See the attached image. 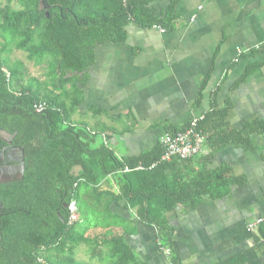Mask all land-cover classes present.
I'll use <instances>...</instances> for the list:
<instances>
[{
    "label": "trees",
    "instance_id": "16d2710c",
    "mask_svg": "<svg viewBox=\"0 0 264 264\" xmlns=\"http://www.w3.org/2000/svg\"><path fill=\"white\" fill-rule=\"evenodd\" d=\"M5 1L0 8L4 41L0 50V131L15 133L28 152L23 182L29 185L21 199L30 218L18 232L22 236L16 235L18 240L24 238L22 244H14L16 264H85L76 259L82 244L89 247L91 260L98 264H147L126 242L136 223L158 229L161 248L171 250L173 230L167 213L179 207L194 209L204 196L223 198L233 186L245 183L232 176L230 166L212 170L205 165L210 154L161 162V142L139 155L118 157L105 144L106 131L73 123L96 64L97 49L125 44L132 23L144 30L176 31L178 0H172L163 13L154 8V0ZM14 1L19 9L12 7ZM12 49L25 52L29 61L43 66L48 80L39 82L28 75L22 62L6 57ZM262 67L264 63L249 66L235 87ZM39 104L45 105L42 112L35 109ZM230 111V99L223 108L213 104L198 125L211 153L228 146L251 150V138L264 135V123L257 120L241 131L231 129L227 122ZM190 122L165 128L168 134H176L185 131ZM201 163L204 166L195 167ZM73 203L79 218L70 224ZM117 208L128 216L115 213ZM98 229L104 233L88 236ZM170 255L172 264H181ZM2 257L8 258L9 253ZM243 262L242 255L221 264Z\"/></svg>",
    "mask_w": 264,
    "mask_h": 264
},
{
    "label": "crops",
    "instance_id": "0c3cea01",
    "mask_svg": "<svg viewBox=\"0 0 264 264\" xmlns=\"http://www.w3.org/2000/svg\"><path fill=\"white\" fill-rule=\"evenodd\" d=\"M171 1L154 0L153 6L163 13ZM175 12L179 26L172 33L132 23L128 39L136 41L96 51L80 107L95 121L82 122L106 131L105 144L118 157L150 150L168 134L167 125H185L228 99L231 129L264 123V67L235 87L249 66L264 63V51L258 52L264 48V0H178ZM251 141V150L228 146L211 153L205 146L196 158L210 154L205 165L230 166L245 183L223 198L204 196L194 209L167 213L171 250L161 248L158 229L136 223L126 236L132 251L147 264H172L171 253L181 264H221L242 255V264H264V222L249 229L264 218V135ZM115 213L128 216L119 208Z\"/></svg>",
    "mask_w": 264,
    "mask_h": 264
},
{
    "label": "flooded vegetation",
    "instance_id": "af4514ba",
    "mask_svg": "<svg viewBox=\"0 0 264 264\" xmlns=\"http://www.w3.org/2000/svg\"><path fill=\"white\" fill-rule=\"evenodd\" d=\"M27 157V148L17 140L15 133L0 131V264H16L14 244L24 242V238L18 240L16 235L22 236L18 232L25 227L26 219L30 218L25 213L26 202L21 199L25 195L24 187L29 185L23 182ZM10 177L18 181L9 182ZM6 253H9V257H2Z\"/></svg>",
    "mask_w": 264,
    "mask_h": 264
},
{
    "label": "built area",
    "instance_id": "2783aa9c",
    "mask_svg": "<svg viewBox=\"0 0 264 264\" xmlns=\"http://www.w3.org/2000/svg\"><path fill=\"white\" fill-rule=\"evenodd\" d=\"M163 31V30H162ZM37 112H42L45 109L44 104H39L35 107ZM203 120V116L194 117L185 131L176 134H166L161 140L164 148V153L161 156V162H170L173 159L189 160L197 155L204 153V147L207 141V136L204 135L199 129L198 125ZM154 164L150 169L154 168ZM126 169L125 172H128ZM72 213L70 217V224L76 221V207L74 203L70 207ZM264 222V218L258 219L255 223L249 226V229H254ZM169 254V251L166 252Z\"/></svg>",
    "mask_w": 264,
    "mask_h": 264
},
{
    "label": "rangeland",
    "instance_id": "374dc122",
    "mask_svg": "<svg viewBox=\"0 0 264 264\" xmlns=\"http://www.w3.org/2000/svg\"><path fill=\"white\" fill-rule=\"evenodd\" d=\"M6 4V1L5 0H0V8L3 7L4 5ZM12 7L15 8V9H19L20 6L14 1L12 2ZM130 29V27H129ZM162 31V30H161ZM162 32H165V31H162ZM128 41H136L134 39V37H129ZM4 45V41L1 37V33H0V50L2 49V46ZM6 57H9V59L12 61V62H15V61H20L24 64L25 66V69L28 73V75L30 77H33V78H36L38 79L39 82L41 83H44L45 81L48 80V77L46 75L47 73V70H45V68L43 66H37L34 62H31L27 59V54L25 52H22V51H18V50H15V49H12V52L9 53V54H6L5 55ZM83 109L80 108V112L79 113H76L72 120H73V123H80V122H94L95 119H91L89 118L90 115L88 113H85V115L82 113ZM86 112V111H85ZM97 118V117H96ZM92 127V125H91ZM96 131H98L97 128H94ZM119 141V137L118 135L115 136V142ZM118 209V208H117ZM116 210V209H115ZM79 218V216L77 215V218H76V221L77 219ZM95 220V218H93ZM105 221V220H104ZM104 232L103 230L101 229H98V230H91L89 233H88V236L90 237H94L96 235H102ZM89 247L86 245V244H82L78 249H77V252H76V259L77 261L79 262H83L85 264H98V261L97 260H91V257H90V253H89Z\"/></svg>",
    "mask_w": 264,
    "mask_h": 264
},
{
    "label": "water",
    "instance_id": "95a60500",
    "mask_svg": "<svg viewBox=\"0 0 264 264\" xmlns=\"http://www.w3.org/2000/svg\"><path fill=\"white\" fill-rule=\"evenodd\" d=\"M21 176H22L21 178H23V176H24L23 171H21ZM8 180H9V182H10V181H18V179H14V178H12V177H10ZM74 206H76L75 203H74Z\"/></svg>",
    "mask_w": 264,
    "mask_h": 264
}]
</instances>
